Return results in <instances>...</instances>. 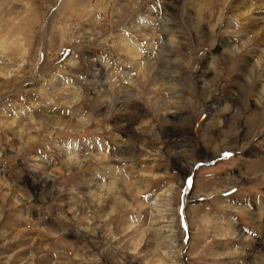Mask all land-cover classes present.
Listing matches in <instances>:
<instances>
[{
	"label": "clouds",
	"instance_id": "obj_1",
	"mask_svg": "<svg viewBox=\"0 0 264 264\" xmlns=\"http://www.w3.org/2000/svg\"><path fill=\"white\" fill-rule=\"evenodd\" d=\"M0 264H264V0H0Z\"/></svg>",
	"mask_w": 264,
	"mask_h": 264
}]
</instances>
